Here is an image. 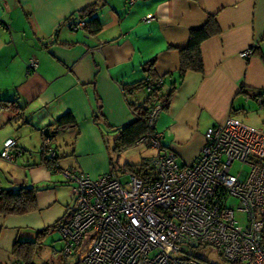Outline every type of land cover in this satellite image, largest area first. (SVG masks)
<instances>
[{"label":"crops","instance_id":"0c3cea01","mask_svg":"<svg viewBox=\"0 0 264 264\" xmlns=\"http://www.w3.org/2000/svg\"><path fill=\"white\" fill-rule=\"evenodd\" d=\"M87 7L93 12L82 17ZM211 15L220 32L201 43L204 71L179 80L189 31ZM90 18L98 20L97 33L70 28ZM263 35L264 0H0V98L22 106L0 111V152L9 138L21 151L12 162L0 157V188H36L34 210L0 215V264H67L54 226L69 217L73 195L59 169L94 178L110 171V146L134 119L128 102L138 105L148 96L145 89L125 96L122 86L143 79L147 61L155 59L161 95L176 86L155 132L178 165L192 163L205 131L228 116L258 115L264 128V108L240 92L264 90V43L240 56ZM30 59L35 69H28ZM65 113L73 124L55 131ZM46 127L56 132L50 145L58 169L43 162Z\"/></svg>","mask_w":264,"mask_h":264},{"label":"built area","instance_id":"2783aa9c","mask_svg":"<svg viewBox=\"0 0 264 264\" xmlns=\"http://www.w3.org/2000/svg\"><path fill=\"white\" fill-rule=\"evenodd\" d=\"M85 26L81 20L70 28ZM261 43L240 56L253 55ZM27 67L35 69L37 61L30 59ZM145 79L151 93L154 85ZM161 82L157 78L154 84ZM251 98L264 107V94L246 101ZM145 108L148 126L155 128L161 105L152 100ZM162 137L147 133L139 142L155 150V175L147 182L130 173L121 180L114 171L94 178L59 169L73 195L72 211L59 227L61 256L74 257L72 264H210L195 252L212 247L227 263L264 264V128L228 116L205 131L204 144L188 165H178ZM44 146L54 157L49 139ZM20 153L9 138L0 157L12 162ZM235 162L246 170L231 174Z\"/></svg>","mask_w":264,"mask_h":264},{"label":"trees","instance_id":"16d2710c","mask_svg":"<svg viewBox=\"0 0 264 264\" xmlns=\"http://www.w3.org/2000/svg\"><path fill=\"white\" fill-rule=\"evenodd\" d=\"M92 12V8L90 9V7H87L86 9L81 11V15L82 17H90ZM85 23L86 29H89V31L93 34L97 33L100 30V25L98 24V20L96 18H90L88 23ZM219 32V25L217 24L216 18L212 15L208 16L206 23L202 27L189 31L188 44L184 49L180 50V65L178 69L179 80H182V78L188 72L203 73L204 65L200 49L201 43L204 40L219 34ZM263 40L264 35L260 41ZM258 48L255 49L254 53L258 51ZM154 63L155 59H151L150 61L144 63L143 71L145 73V77L143 79L133 84L122 86L123 93L125 96H127L139 90L145 89L148 85V82L145 78L149 77L150 82L154 85V88L152 89L151 93H148L147 98L141 104L137 105L133 102H128L129 108L134 115V119L122 128L118 129L116 137L114 138L109 150L110 171H114L119 174L130 173L144 180L145 182L150 181L155 175V172L151 166V160L142 159L139 163L136 164H131L128 162L119 164V157L122 151L130 149L137 143H139L144 135H146L147 133L155 132V128H150L148 126L147 117L149 112L145 108V105H148L150 102H152V100H155L161 105V110L164 111H166L170 105L171 97L175 91L176 86L173 84L168 91H166L162 95L160 94L162 82L159 85L154 84L157 80L152 70ZM240 92L249 97H261L264 94V90L249 92L245 88H241ZM21 109L22 106L18 103L17 100L0 98V111H18ZM73 122L74 119L71 114L65 113L56 120V130H58L59 128L62 129L68 125L71 126ZM41 155L43 158V162L46 165L53 167L56 164V155L54 157L49 156L48 149L44 146V144L42 145ZM35 193L36 188L33 186H19L15 189L0 188V215H20L34 210ZM67 219H61L55 224L54 227L59 228L67 221ZM47 231L48 229H44L39 234L45 235ZM18 250V246L16 245L13 251L14 253H17ZM63 260L65 259L63 258ZM25 264L33 263H31L30 261H26Z\"/></svg>","mask_w":264,"mask_h":264},{"label":"rangeland","instance_id":"374dc122","mask_svg":"<svg viewBox=\"0 0 264 264\" xmlns=\"http://www.w3.org/2000/svg\"><path fill=\"white\" fill-rule=\"evenodd\" d=\"M241 118L242 119L240 120L246 122L247 124L253 127H262V122H260L261 119L258 118V115L248 116L247 118ZM154 154L155 150L152 147L148 146L147 141H143L139 143L135 148H131L128 152H125L124 154L121 153L119 157V164L124 162L136 164L139 163L142 159L152 160ZM240 170H246V166L241 165L237 162L233 163V165L231 166V174H237ZM120 179L123 180V174L121 173ZM232 203L234 202L232 201ZM195 253L196 257L203 261H207L212 264H226V262L222 260L221 257L218 255L217 251L212 247H204L201 249H197ZM73 262L74 257H70L69 259H67V264H72Z\"/></svg>","mask_w":264,"mask_h":264},{"label":"water","instance_id":"95a60500","mask_svg":"<svg viewBox=\"0 0 264 264\" xmlns=\"http://www.w3.org/2000/svg\"><path fill=\"white\" fill-rule=\"evenodd\" d=\"M55 131H58V130H55ZM43 134L45 138L49 139L50 141L56 136V132L51 133L49 127L44 128Z\"/></svg>","mask_w":264,"mask_h":264}]
</instances>
